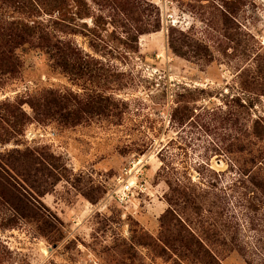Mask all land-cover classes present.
Returning <instances> with one entry per match:
<instances>
[{
	"label": "rangeland",
	"instance_id": "1",
	"mask_svg": "<svg viewBox=\"0 0 264 264\" xmlns=\"http://www.w3.org/2000/svg\"><path fill=\"white\" fill-rule=\"evenodd\" d=\"M122 1L67 0L70 29L56 37L82 73L27 44L14 72L0 70V264H201L178 239L208 215L188 208L185 223L169 199L180 182L206 187L209 170L244 228L237 243L255 242L264 203L231 184L239 165L264 179V0ZM52 15L0 6V34ZM172 28L195 54L172 51ZM208 246L247 264L229 243Z\"/></svg>",
	"mask_w": 264,
	"mask_h": 264
},
{
	"label": "trees",
	"instance_id": "2",
	"mask_svg": "<svg viewBox=\"0 0 264 264\" xmlns=\"http://www.w3.org/2000/svg\"><path fill=\"white\" fill-rule=\"evenodd\" d=\"M45 2L46 0H0V6H9V3H11V7L27 9L30 18L39 16L42 13L51 17L54 16L52 15L54 13L58 15L55 19H51L52 21L46 23L45 26L41 21L34 22L33 26H29L27 23H13L14 25L17 24V26L11 27L6 33L0 34V38H2V41H0V70H3V72L11 73L15 71L14 69L18 66V63L14 58V49L26 44L31 48L45 50L51 58L54 67L64 72L75 70V72L82 73L84 70L89 69V64L86 61L83 62L84 59L77 49H74L70 43L56 37L57 33H63L66 29H70L67 20V0H51L50 4ZM119 4L121 5L120 11H124L123 6L125 1L121 0ZM134 13L137 14V12ZM151 30H160L158 21L154 25H148V30L146 29L144 32H150ZM228 37L230 39L233 36L230 34ZM185 38L187 36L183 32L175 29L171 30L169 33L170 48L174 53H181L182 45L184 44L188 47L189 51L195 54L198 49L194 48L195 46L187 42ZM245 52L248 53V51ZM250 53H248V56ZM259 53H256L258 54V59L260 58ZM182 110L183 112H180ZM176 115L179 121H183L190 117L191 110L186 105L182 108L178 106L175 109ZM257 127L253 128L255 135L259 132ZM253 163H255V160ZM237 174L238 178L231 186L241 189L246 184L253 195H258L256 198L261 199L259 202L264 203V179L257 178L255 173H250V171L243 169L241 165L237 167ZM208 176V182H204L206 187H204L202 182L198 185L194 184V182H180L175 186L172 185L173 187L171 186L173 195L169 201L179 207L180 211H176V213L182 221L185 223L189 222L190 213H188V208H192L194 214L199 218L207 214V219L210 220L209 222H205L207 226L203 224L198 232L187 230L186 235L179 234V242L186 249L192 250L196 257L199 256L201 264H221L218 253L208 246L209 242L214 243V240L225 245L228 243L232 245L230 251H237L245 258L247 264H264V217L260 218L254 215L250 220V229L256 232L255 242L251 243V245L248 243L239 245L237 243L238 233L244 230V228L239 223L240 219H237L228 207L229 194L225 191L226 189L217 191L219 174L209 170ZM205 178L203 177L202 181ZM169 184L171 185V183ZM239 205L244 207L240 201ZM246 209L253 213L261 210L259 205L255 204L252 200L248 201ZM192 246L195 249L194 251Z\"/></svg>",
	"mask_w": 264,
	"mask_h": 264
}]
</instances>
